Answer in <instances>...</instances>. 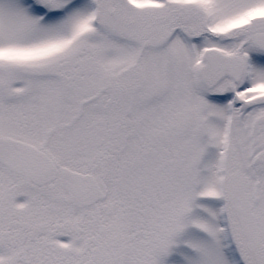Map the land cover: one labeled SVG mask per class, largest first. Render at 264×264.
Segmentation results:
<instances>
[{"label":"snow or ice","instance_id":"snow-or-ice-1","mask_svg":"<svg viewBox=\"0 0 264 264\" xmlns=\"http://www.w3.org/2000/svg\"><path fill=\"white\" fill-rule=\"evenodd\" d=\"M0 264H264V0H0Z\"/></svg>","mask_w":264,"mask_h":264}]
</instances>
